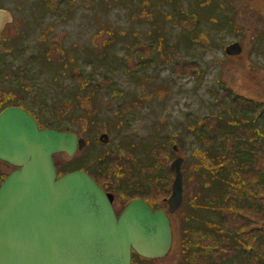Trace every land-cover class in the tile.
Wrapping results in <instances>:
<instances>
[{
  "label": "rangeland",
  "instance_id": "rangeland-1",
  "mask_svg": "<svg viewBox=\"0 0 264 264\" xmlns=\"http://www.w3.org/2000/svg\"><path fill=\"white\" fill-rule=\"evenodd\" d=\"M226 1L0 0L17 20L0 39V109L21 105L40 127L87 143L54 154L59 175L87 171L119 210L131 195L162 207L170 164L183 158L172 247L150 262L134 255L133 264H264V0ZM235 40L243 51L227 56ZM25 68L31 82L20 89ZM120 94L129 106L117 104ZM232 117L235 134L215 136L217 122ZM11 169L0 165L3 175ZM208 175L229 182L219 216L206 200ZM242 196L255 206L241 207Z\"/></svg>",
  "mask_w": 264,
  "mask_h": 264
},
{
  "label": "water",
  "instance_id": "water-1",
  "mask_svg": "<svg viewBox=\"0 0 264 264\" xmlns=\"http://www.w3.org/2000/svg\"><path fill=\"white\" fill-rule=\"evenodd\" d=\"M10 13L0 9V36ZM238 54L241 46L225 47ZM108 140L107 134L99 136ZM84 139L68 131L39 128L19 107L0 112V160L17 168L0 184V264H130L131 251L162 257L172 242L169 218L142 199L131 200L117 215L113 194L86 172L57 177L52 154L71 155ZM182 158L175 170L168 211L182 201Z\"/></svg>",
  "mask_w": 264,
  "mask_h": 264
},
{
  "label": "trees",
  "instance_id": "trees-1",
  "mask_svg": "<svg viewBox=\"0 0 264 264\" xmlns=\"http://www.w3.org/2000/svg\"><path fill=\"white\" fill-rule=\"evenodd\" d=\"M224 1V3H225V7L227 6V1L226 0H223ZM44 8L45 9H48V7H46V6H44ZM110 37L111 38H109V40H110V42H113V40H114V38H112V35H110ZM109 42V43H110ZM19 45V44H18ZM2 52L3 51H1V53H0V55L2 54ZM159 57H161V56H159ZM123 63H124V61L126 60V59H120ZM56 71H57V74H59V72H58V69H56ZM55 71V72H56ZM22 73H24V74H22ZM74 73H77L78 75H80V76H82V74L78 71V70H75V72ZM74 73H72V74H74ZM20 74H21V76H19V78H20V84H19V88L20 89H25L26 88V85L28 84V82H31V77H30V72L28 71V69L27 70H21L20 71ZM53 77H56V76H53ZM72 78H73V80L75 81V77H73L72 76ZM84 86H86V80H85V82H83V83H81L80 85L78 84L77 85V87L80 89V87L81 88H84ZM115 94H116V92H114L113 91V93H112V91H109V96L110 97H112V98H114V96H115ZM121 95V94H120ZM69 100V102H70V100L71 99H68ZM64 102V101H63ZM62 102V103H63ZM69 102H68V104H69ZM124 103V105L125 104H127L128 106H129V104H131V103H129L128 101H127V99L126 98H124V96L123 95H121V100H119V101H117V104H121V103ZM74 105V104H73ZM222 106H223V104H222ZM2 109V108H1ZM122 108L119 106V110H118V112L120 113V114H122ZM89 112H93L94 114H96L97 113V108L96 107H94V110L91 108L90 110H89ZM127 114H128V112H126V113H124V115H123V117H125V116H127ZM132 116V115H131ZM88 118V117H87ZM125 122V121H124ZM119 123V122H118ZM222 130H220V128L219 129H217V131H216V133H215V136L217 135V137H219V135H222V136H226V135H229V133H232L233 135L235 134V132L232 130L231 132H227V133H222L221 132ZM250 131V130H249ZM257 134L258 133V131H257V129L255 130V131H250L249 132V134ZM248 134V133H247ZM211 136V135H210ZM87 144V143H86ZM241 156V155H240ZM241 158H246V159H248L249 158V153L248 152H246L243 156H241ZM105 163V162H104ZM138 164H139V166H142V164H140L139 162H138ZM145 167V166H144ZM207 178H210V179H207V181H208V185L205 187V190L206 191H209L210 193H208V196L206 197V200H208V202H210V201H212V203L214 202V207L213 206H210V210H212V211H214L215 212V215L216 216H219V211H221V208H222V206H220L219 204H220V201H219V199H220V197L222 196V194H224L225 193V191H226V189H227V187H230L229 186V182L227 181V179H226V177H209V175L207 176ZM227 184V185H226ZM196 185H198V186H200V185H202V182H200V184H196ZM203 186V185H202ZM186 188H187V184H186ZM130 198L131 199H134V198H136V196H133V195H131L130 196ZM212 199V200H211ZM240 199H243L242 200V203H240V204H242V206L241 207H243V208H246V207H249V208H253L254 206H255V203H253V202H250V201H248V199H246L245 198V196H244V198H243V196L240 198ZM239 199V200H240ZM239 200H236L237 202H239ZM123 208V207H122ZM216 210V211H215ZM181 224H182V226H183V232H184V230H186V228L184 227V220H182L181 221ZM190 229H192V227H190ZM214 233V232H213ZM228 237H230V236H228ZM257 238V237H256ZM231 239V241H234L232 238H230ZM234 243H237L236 241L234 242ZM250 247V246H249ZM201 248H203V247H201ZM235 257H234V260L236 261H239V258H238V253H235V255H234ZM154 259H145V261H148V262H150V261H153ZM230 260V259H229ZM221 263V262H220ZM219 263V264H220ZM223 264H225V262H223Z\"/></svg>",
  "mask_w": 264,
  "mask_h": 264
},
{
  "label": "flooded vegetation",
  "instance_id": "flooded-vegetation-1",
  "mask_svg": "<svg viewBox=\"0 0 264 264\" xmlns=\"http://www.w3.org/2000/svg\"><path fill=\"white\" fill-rule=\"evenodd\" d=\"M11 15H12V22H11V25L15 22V21H17V20H14V15L11 13ZM250 36H251V34H250ZM252 37V36H251ZM254 41V40H253ZM241 44V43H240ZM241 46H242V51H243V45L241 44ZM10 92H14V91H12V90H10ZM9 93V92H8ZM10 94V93H9ZM13 95H16V93L15 94H13ZM22 96H24V97H26V95L25 94H21ZM13 105H16V106H20V107H22L21 105H18V104H13ZM12 105V106H13ZM7 106H11V105H7ZM4 107H6V106H4ZM3 107V108H4ZM24 108V107H23ZM2 109H0V111H1ZM231 122H233L235 125L233 126V128H236L237 127V123H236V118H234V117H232L230 120H227L226 121V124L223 126L222 124H220L219 123V127H225V129L224 130H222L221 132L222 133H227V132H231L232 130L231 129H229L228 127V123H231ZM224 123V122H223ZM7 164V163H6ZM6 164L5 163H0V165H1V168H3V167H5L6 166ZM8 165V164H7ZM14 167V166H13ZM15 168V167H14ZM14 168H12L11 170H13ZM10 170V171H11ZM9 171V172H10ZM3 173H4V170H2V171H0V182H1V180L3 179L2 177H3ZM173 236H174V233H173ZM141 261H145V260H141Z\"/></svg>",
  "mask_w": 264,
  "mask_h": 264
},
{
  "label": "bare ground",
  "instance_id": "bare-ground-1",
  "mask_svg": "<svg viewBox=\"0 0 264 264\" xmlns=\"http://www.w3.org/2000/svg\"><path fill=\"white\" fill-rule=\"evenodd\" d=\"M184 199V198H183Z\"/></svg>",
  "mask_w": 264,
  "mask_h": 264
}]
</instances>
